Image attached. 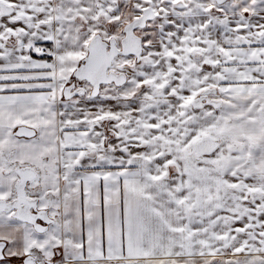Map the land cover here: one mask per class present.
Segmentation results:
<instances>
[{
    "label": "snow or ice",
    "instance_id": "6c2138e0",
    "mask_svg": "<svg viewBox=\"0 0 264 264\" xmlns=\"http://www.w3.org/2000/svg\"><path fill=\"white\" fill-rule=\"evenodd\" d=\"M0 264H264V0H0Z\"/></svg>",
    "mask_w": 264,
    "mask_h": 264
}]
</instances>
